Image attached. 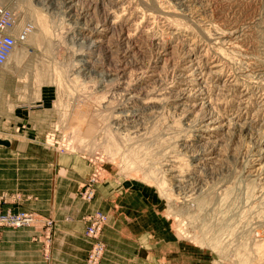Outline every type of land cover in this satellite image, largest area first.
I'll return each mask as SVG.
<instances>
[{
  "label": "rangeland",
  "instance_id": "1",
  "mask_svg": "<svg viewBox=\"0 0 264 264\" xmlns=\"http://www.w3.org/2000/svg\"><path fill=\"white\" fill-rule=\"evenodd\" d=\"M0 1V264H264V0Z\"/></svg>",
  "mask_w": 264,
  "mask_h": 264
},
{
  "label": "bare ground",
  "instance_id": "2",
  "mask_svg": "<svg viewBox=\"0 0 264 264\" xmlns=\"http://www.w3.org/2000/svg\"><path fill=\"white\" fill-rule=\"evenodd\" d=\"M70 1V0H69ZM0 5L1 7L8 11L9 13H11L10 15V18H12V26L11 27H6L7 28V32H10L14 38H15V45H16V37L14 35V29H15V26H16V23H15V17H14V11L9 8V7H6L5 5H3L2 1H0ZM259 12V11H258ZM259 18V17H258ZM235 30V29H234ZM254 30V29H253ZM14 45V47H15ZM13 47V48H14ZM13 52V49L11 50V52L9 53L8 55V58L10 57V55L12 54ZM84 55V54H83ZM6 59V60H7ZM8 61V60H7ZM80 61H82V63H86L85 62V59H80ZM6 62V61H5ZM4 62V63H5ZM88 62V61H87ZM2 63V64H4ZM1 64V65H2ZM83 66V64H82ZM85 66V64H84ZM122 68V67H121ZM263 68V67H262ZM261 68V69H262ZM119 69V68H118ZM78 71H81L80 69ZM120 71V70H119ZM109 75V74H107ZM123 75V74H122ZM184 75V74H183ZM118 76V75H117ZM121 76V75H120ZM119 76V77H120ZM118 77H116L117 79ZM119 79V78H118ZM121 79V78H120ZM177 79V78H176ZM118 81V80H117ZM201 84V83H200ZM181 90V89H180ZM193 92V91H192ZM185 94V92H184ZM191 94V93H190ZM134 95V94H133ZM178 95V94H177ZM181 95V94H180ZM183 95V94H182ZM182 97V96H181ZM180 98V97H179ZM175 99V98H174ZM125 112H123V116L121 117L122 118V121L124 120H130L129 122H132L133 119H134V112L133 111H126L124 110ZM119 117V115H118ZM216 118V117H215ZM119 119V118H118ZM203 120V119H202ZM207 122L203 123V126H204V130L205 131H211V130H214L216 127L218 126H213V123L215 122L212 117H209L207 118ZM118 120H116L115 122H117ZM217 121V120H216ZM120 123V122H119ZM122 123V122H121ZM124 123V122H123ZM118 125V124H117ZM116 125V126H117ZM218 125V124H217ZM123 127L125 128H128L130 130H132L133 132H138L140 129L138 128L139 126L136 125V124H130L128 125H123ZM220 127V126H219ZM122 128V126L120 127ZM127 129V130H128ZM125 131V130H124ZM129 131V130H128ZM201 134V133H200ZM185 149V148H183ZM187 149V148H186ZM187 151V150H184L183 153ZM190 151V150H188ZM187 151V152H188ZM261 151V154L264 152V147L260 150ZM196 153V152H195ZM201 153V152H200ZM198 154V153H197ZM260 155V154H259ZM180 156V155H179ZM264 156V155H263ZM203 159V158H202ZM173 160H174V156H173ZM173 160H168L166 162V170L168 172V181H169V184L172 188V191L176 192V194L179 196L178 198L181 199L183 202L185 203H196L199 201L200 203V198L201 196H203V193L205 194V184L204 182L202 181V179L200 178V176L197 174V175H194L190 169L189 170H183V168H181L180 166H177L174 164V161ZM204 160V159H203ZM176 161V160H175ZM164 164V163H162ZM164 165V166H165ZM184 166V165H183ZM192 167V166H191ZM164 170V169H163ZM162 170V171H163ZM167 181V179H166ZM165 181V182H166ZM164 182V183H165ZM167 184V183H166ZM168 186V187H170ZM168 189V188H167ZM170 189V188H169ZM170 191V190H169ZM167 194H168V191H167ZM171 194V192H170ZM176 195V196H177ZM169 197H172V196H169ZM202 199V198H201ZM196 205V204H195ZM202 205V203H201ZM199 207V206H198Z\"/></svg>",
  "mask_w": 264,
  "mask_h": 264
},
{
  "label": "built area",
  "instance_id": "3",
  "mask_svg": "<svg viewBox=\"0 0 264 264\" xmlns=\"http://www.w3.org/2000/svg\"><path fill=\"white\" fill-rule=\"evenodd\" d=\"M10 15L11 13L4 10L0 5V65L6 61L15 45L14 36L10 32H7L6 28L12 26ZM100 227L101 224H99V229Z\"/></svg>",
  "mask_w": 264,
  "mask_h": 264
},
{
  "label": "crops",
  "instance_id": "4",
  "mask_svg": "<svg viewBox=\"0 0 264 264\" xmlns=\"http://www.w3.org/2000/svg\"><path fill=\"white\" fill-rule=\"evenodd\" d=\"M72 223H73V228L69 233H71V234L77 233V235H80L82 237L81 234H83V233L81 232V230L84 228V226L79 221H73ZM74 225H75V227H74Z\"/></svg>",
  "mask_w": 264,
  "mask_h": 264
}]
</instances>
